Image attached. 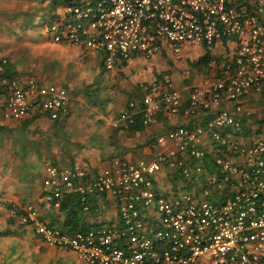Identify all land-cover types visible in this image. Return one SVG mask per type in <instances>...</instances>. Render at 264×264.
Instances as JSON below:
<instances>
[{"label":"built area","instance_id":"1","mask_svg":"<svg viewBox=\"0 0 264 264\" xmlns=\"http://www.w3.org/2000/svg\"><path fill=\"white\" fill-rule=\"evenodd\" d=\"M45 28L54 43L102 53L106 69L165 46L176 56L184 45L212 48L224 39L231 46L212 62L220 74L188 93L191 112L212 113L205 125L159 134L149 143L152 158L116 157L102 173L77 162L43 167L48 206L77 193L84 213L112 206L117 214L69 234L23 207L21 219L44 244L72 251L82 264H264V129H251L246 104L264 98V0H77ZM8 60L0 51V118L40 110L56 119L66 111L70 88L7 75ZM143 88L120 116L124 127L138 115L149 126L160 113L181 111L170 77Z\"/></svg>","mask_w":264,"mask_h":264},{"label":"crops","instance_id":"2","mask_svg":"<svg viewBox=\"0 0 264 264\" xmlns=\"http://www.w3.org/2000/svg\"><path fill=\"white\" fill-rule=\"evenodd\" d=\"M49 1L41 0L38 5H34V0H25L24 9L14 21L20 22L19 27L20 30L24 29L23 34L25 28H30L36 21L37 15H40L41 23L43 22L45 8L51 3ZM62 8L57 6L59 14ZM19 35L22 36V33ZM57 44L59 46L51 52L54 57L75 65L79 64L81 69L83 67L96 69L98 66L107 75L105 81L98 83L95 80L72 78L74 75L70 73L72 75L70 76L67 72L68 63H63V69L58 71L49 66L52 59H45L42 52L37 55L40 66H37L36 70L28 60L19 61L20 56L8 57L2 52L12 63L16 75L27 73L25 75L35 76L44 83L58 82L60 86L71 87L67 109L56 119L49 118L47 113L40 110H34L24 120L0 118V198H8L11 203L20 207L32 205L38 208L45 222L63 219L61 213L56 208L48 206L44 199L42 179L43 167L46 164L68 166L77 162L90 173L98 174L108 169L116 157L128 161L152 158L154 151L149 148V143L156 136L177 126L189 128L203 126L210 119L212 113L191 112L186 101L192 87L215 75L209 69L210 66L193 64L204 54L203 47L199 45L197 46L202 49L197 55L190 53V45H186L180 56H176L170 46H165L162 51L150 58L135 54L131 61L119 62L114 68L106 69L102 53L88 54L81 46ZM230 46L228 41L222 39L215 44L212 55L223 56L224 50ZM98 57L101 58L100 65L96 63ZM157 75L169 76L172 79L174 87L181 93L183 107L178 114L160 113L155 124L144 126L141 130L129 131L128 127H124L120 116L130 101H140L144 94L143 86L154 81ZM72 86L79 88L74 92ZM261 99L264 98L251 97L246 103L253 110L255 120V123L250 125L251 129H264V118L255 109V104ZM62 129H91L96 132V144L94 145V141L87 136L86 141H89L91 146L71 145L68 151H63L56 138ZM59 144L62 145L61 142ZM77 155L80 156V160H77ZM0 207V212L4 213L3 206ZM116 215L114 207L111 206L98 215L85 213L83 219L92 227L97 223L116 219ZM28 227L33 236L39 237L29 224ZM37 245L45 248L41 239ZM70 252L66 254L68 261H65V264H79L75 253Z\"/></svg>","mask_w":264,"mask_h":264},{"label":"rangeland","instance_id":"3","mask_svg":"<svg viewBox=\"0 0 264 264\" xmlns=\"http://www.w3.org/2000/svg\"><path fill=\"white\" fill-rule=\"evenodd\" d=\"M34 1V5H38L41 2V0ZM51 1L52 0H50L49 2ZM24 2L25 0H0L1 52H5L8 57L15 58L20 56V58H18L19 61L28 60L29 64L34 65L35 70L37 69V66H40L38 64L39 62H37L39 60L37 55L42 52V54L44 55L43 57L45 59H52L49 63V66H53L58 71L63 69V63H68L69 66L67 72L69 75L70 73L74 75V77L70 75L72 76V78L84 79L88 81L95 80L98 83L101 81H105L104 79L107 75L106 73H103L98 66L96 69L94 68L95 70L92 68L84 67L81 69V65L79 64L75 65L72 62H66L64 59H59V57H54L52 55L53 53L51 52L56 49L59 45L51 41L49 35L47 34L45 26L41 23L40 15L36 16V21L30 28H25V32L23 34L22 31L24 29L20 30V22L14 23V21L16 20V16H18L22 9H24ZM21 33L22 36L19 35ZM189 47H191L190 53H194V55L201 53V47ZM185 48L186 45L182 47V52H184ZM100 62L101 58H96L97 65H100ZM50 69L52 68H49V70ZM32 73L36 74L34 71H32ZM22 74L25 75L27 73ZM54 84L58 85V82ZM72 88L75 92L79 87L72 86ZM255 109L258 110L259 115L264 118V99L259 100L255 104ZM95 133L96 132L91 131V129H62L60 133L57 134L56 138L57 143L61 147V149L63 151H68L71 145H78L81 147L91 146L89 141H86L87 136H90V140L94 141L95 145ZM81 136L82 139H80ZM60 142L62 143V145L59 144ZM76 158L77 160H80L79 155H77ZM5 202L11 201L8 198H0V206H2L1 204ZM5 215L6 213H2V211L0 212V228H2L4 225L5 218L7 217ZM21 221L23 220L21 219ZM16 226L17 224L15 223L12 227ZM26 229L27 232H25L23 236L16 235L10 237H0V261L3 260V262H0V264H65V261H68L66 254L67 252L68 254L71 253L69 250L56 249L46 244L45 248H41L37 245V242H40L39 237L33 236V232L29 229L28 225L26 226ZM10 248H13V252L7 254L6 252H8ZM28 252L30 253L27 254Z\"/></svg>","mask_w":264,"mask_h":264},{"label":"trees","instance_id":"4","mask_svg":"<svg viewBox=\"0 0 264 264\" xmlns=\"http://www.w3.org/2000/svg\"><path fill=\"white\" fill-rule=\"evenodd\" d=\"M75 1L77 0H52L51 3L48 4L45 8V12L43 15L44 19H42L43 21L42 24L46 27L58 16L59 13L56 10L57 6L64 7L65 5L71 4ZM214 46L215 45H213L212 48L203 47L204 54L201 57H199L195 62H193V64L195 66H205V65H207V67L210 66L209 69L212 71V73L217 75V74H220L221 69L219 68V66L213 65L212 62L213 60H215L216 61L215 63L219 64L220 62H222L223 58L221 55L220 56L212 55ZM13 70H14V67H12V63L10 62V60H8V63L6 66L7 75H10V76L16 75L13 72ZM164 77H167V76L157 75V78H155L154 81H160ZM142 127H144V125L140 122L139 115H138V117H136L135 122L128 126L129 128L128 130L137 131V130H141ZM59 201L60 203H59V208L57 209V211L61 213V215L63 216V219L61 221L60 220L57 221L56 219H53L52 222H47L49 225L56 226L57 228L69 234H73L77 231H84L88 229L89 226L85 223L83 219L85 213L82 211V204L80 203L79 195L77 193L65 194L61 197ZM14 205L15 204L11 202L2 203L3 210H5L4 213H6L5 216L7 217L5 218L3 227L0 228V237H5V236L10 237V236H16V235L23 236V234L27 232L26 226L28 225V223L25 221H21L20 219L22 218V216L25 215L26 211L24 210L23 207H20L17 205L14 206ZM13 207L15 211L10 213V210ZM50 207H52V205H50ZM41 220L43 219L41 218ZM15 223L17 224V226L12 227L13 224ZM55 223L57 225H55ZM54 248L60 249L57 247H54ZM61 250H67V249H61ZM12 252H13V248L12 249L10 248V250H8V252L6 253L9 254ZM29 253L30 252H28L27 254ZM0 262H3V260H1Z\"/></svg>","mask_w":264,"mask_h":264}]
</instances>
